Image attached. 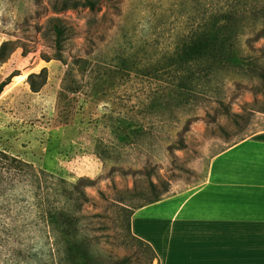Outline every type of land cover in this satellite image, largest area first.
Listing matches in <instances>:
<instances>
[{
  "label": "rangeland",
  "instance_id": "rangeland-1",
  "mask_svg": "<svg viewBox=\"0 0 264 264\" xmlns=\"http://www.w3.org/2000/svg\"><path fill=\"white\" fill-rule=\"evenodd\" d=\"M223 1L98 0L90 11L83 0H0V46L14 49L0 65V84L9 81L0 150L69 183L90 181L83 222L91 244L114 259L145 261L121 208L130 214L200 184L213 156L264 131V83L252 73L229 68L192 90L167 67L178 35ZM249 5L242 13L244 2H231L245 34L263 37L253 43L261 64L264 0ZM44 68L45 85L33 93L27 78ZM20 189L0 199V264H51L53 237Z\"/></svg>",
  "mask_w": 264,
  "mask_h": 264
},
{
  "label": "trees",
  "instance_id": "trees-1",
  "mask_svg": "<svg viewBox=\"0 0 264 264\" xmlns=\"http://www.w3.org/2000/svg\"><path fill=\"white\" fill-rule=\"evenodd\" d=\"M233 0H224L220 8L203 15L192 27L188 28L175 41L173 54L168 57L167 67H174L177 75L178 87L192 89L200 87L204 82L218 81L227 69L252 73L264 83V63L259 64L253 47L255 41L263 38L258 35L252 37L245 34L244 26L238 16L242 15L231 6ZM247 13L250 0H242ZM83 6L93 11L98 0H83ZM68 7H64L65 10ZM246 11V12H245ZM258 12L264 24V5H260ZM61 19L52 20V30L55 36V60L62 62L60 46L63 29ZM14 51L9 43L0 46V65L5 63ZM35 79H40L37 83ZM46 69L39 74L29 75L27 83L33 93L45 85ZM8 80L0 84V94L8 84ZM87 179H78L76 183H69L64 179L54 177L42 170H35L32 165L0 150V199L6 194L21 188V194L30 202L37 217L53 237L57 255L51 264H128L126 259H114L102 248L92 245L86 229L83 206L89 198L85 189L89 186ZM156 196L146 202L150 204L160 200ZM143 206V205H141ZM139 206V207H141ZM136 209V208H135ZM124 230L133 241L143 245L145 250L144 264H152L157 260L153 249L146 243L135 238L129 228L128 208H121Z\"/></svg>",
  "mask_w": 264,
  "mask_h": 264
},
{
  "label": "crops",
  "instance_id": "crops-1",
  "mask_svg": "<svg viewBox=\"0 0 264 264\" xmlns=\"http://www.w3.org/2000/svg\"><path fill=\"white\" fill-rule=\"evenodd\" d=\"M129 228L154 264H264V131L213 156L200 184L134 209Z\"/></svg>",
  "mask_w": 264,
  "mask_h": 264
}]
</instances>
